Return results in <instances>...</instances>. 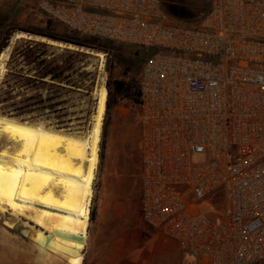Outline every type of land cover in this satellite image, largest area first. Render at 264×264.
Here are the masks:
<instances>
[{"label":"built area","instance_id":"1","mask_svg":"<svg viewBox=\"0 0 264 264\" xmlns=\"http://www.w3.org/2000/svg\"><path fill=\"white\" fill-rule=\"evenodd\" d=\"M28 1L80 37L146 52L141 222L201 264H264V0H209L188 27L162 0Z\"/></svg>","mask_w":264,"mask_h":264},{"label":"rangeland","instance_id":"2","mask_svg":"<svg viewBox=\"0 0 264 264\" xmlns=\"http://www.w3.org/2000/svg\"><path fill=\"white\" fill-rule=\"evenodd\" d=\"M208 3L209 0H162L164 9L170 15L172 14L171 22L187 27L195 26L199 22L208 8ZM173 9L176 10L175 14ZM18 33L24 34V37L14 39L15 34ZM35 33L46 35V37L36 36ZM61 35H73L80 38L40 13L33 2L0 1V38L7 36L6 46L10 47L8 59L5 62L6 71L0 77V116L39 124L44 128L71 136L85 137L92 125L96 108V90L100 86L106 88L109 77L112 81L132 82L137 85L141 65L147 54L136 47L88 38L95 40L92 45L103 47L105 50L76 51L84 54V57L77 59L72 71L65 72L64 77H68L69 85H74L78 89L68 93L66 90L57 89V83L50 81L49 78L42 81L35 79L41 74L37 65L28 64L23 58L13 53L15 47L24 49V46L28 45L25 42H30L32 51L43 52V59L51 64L50 67L60 65L61 62L69 61L71 50L58 48L35 38L51 40L48 37ZM29 38L32 39L28 40ZM95 54H99L102 58ZM109 65L110 70H108ZM62 86L69 88L64 84ZM52 96L56 98L53 101H47ZM52 107L55 110L51 111ZM136 112L137 106L132 101L116 100V106L110 111L108 123L104 128L105 135H103L104 114L98 152L99 156L102 155V160L99 157L92 186L93 197L90 211L93 200L97 203L102 189H122L125 185L137 187L140 168ZM63 127L67 128L58 129ZM205 160L206 157L201 154L192 156L194 164L203 163ZM96 208L97 206L93 210L94 219L89 216L83 253L88 251L86 257L90 256L89 245L95 224ZM4 209L0 207V264H67L65 257L61 254L42 248L32 242L29 237H23L20 234L25 229L35 230L29 215L26 213L12 215ZM11 218H16L18 222L14 228L9 229L5 223L11 224ZM159 240L166 242L159 237L149 240L150 246L153 244L156 248L154 264H201L199 259L178 251L173 244L166 243L165 247L159 249Z\"/></svg>","mask_w":264,"mask_h":264},{"label":"bare ground","instance_id":"3","mask_svg":"<svg viewBox=\"0 0 264 264\" xmlns=\"http://www.w3.org/2000/svg\"><path fill=\"white\" fill-rule=\"evenodd\" d=\"M23 37L18 33L14 39ZM9 51L6 47L0 53V77ZM95 93L96 108L85 137L0 116V207L12 215H29L35 230L20 234L61 254L67 264H81L87 240L107 90L100 86ZM13 225L5 223L9 229Z\"/></svg>","mask_w":264,"mask_h":264},{"label":"crops","instance_id":"4","mask_svg":"<svg viewBox=\"0 0 264 264\" xmlns=\"http://www.w3.org/2000/svg\"><path fill=\"white\" fill-rule=\"evenodd\" d=\"M139 177L140 169L136 188L125 185L122 189H102L99 192L90 256L86 257L88 251L83 256L86 264H154L156 248L153 244L150 246V239L166 240H159V249L166 243L175 246L141 222Z\"/></svg>","mask_w":264,"mask_h":264},{"label":"trees","instance_id":"5","mask_svg":"<svg viewBox=\"0 0 264 264\" xmlns=\"http://www.w3.org/2000/svg\"><path fill=\"white\" fill-rule=\"evenodd\" d=\"M164 8V7H163ZM165 10V9H164ZM165 12L169 15V17L172 15L169 14L165 10ZM68 31V30H66ZM70 32V31H68ZM73 33V32H71ZM75 34V33H74ZM34 35L36 36H41V37H46V35H42L40 33H35ZM77 35V34H76ZM79 36V35H78ZM80 37V36H79ZM49 39L56 41V42H61L65 44H71L77 48H82V49H91V50H96V51H104L103 47H96L92 45L95 40L93 39H88L85 37H80L76 38L73 35H61L60 37H48ZM7 36L0 38V52L2 49L6 46V41H7ZM25 44H28L24 46V49H20L18 46L15 47L13 53L14 55H18L19 57L23 58L26 63L28 64H35L41 71L40 77H35V79H45L49 78L50 81L57 83V89L59 90H66V92H70L72 90L78 89V87L74 85H69L67 83L68 77H64L65 72H70L73 69V64L74 62L79 59L84 57V54L76 52V51H71L69 52L70 57L68 62H61L60 65H53L50 67V63H47L44 59V53L43 52H38L35 50L32 51V44L30 42H25ZM146 58V57H145ZM144 58V60H145ZM143 60V62H144ZM142 62V64H143ZM142 66V65H141ZM111 66H108V70H110ZM34 79V80H35ZM62 84L69 86V88H64ZM55 86V85H53ZM106 90H107V100L105 104V117H104V123H103V135H105L104 128L106 124L108 123V117L110 115V111L114 106H116V100H122V99H127L132 101L134 104H137V97H138V84L136 85L135 83L132 82H123V81H117L114 80L112 81L109 77V80L107 81L106 84ZM56 97L52 96L47 99V101H53ZM2 101H6V99H2ZM56 106V104H54ZM51 111L55 110L54 107L50 109ZM67 127L63 128H58V129H66ZM100 160H102V155L100 154ZM97 206V203L95 200L92 202V208L90 211V218L94 219V208Z\"/></svg>","mask_w":264,"mask_h":264},{"label":"water","instance_id":"6","mask_svg":"<svg viewBox=\"0 0 264 264\" xmlns=\"http://www.w3.org/2000/svg\"><path fill=\"white\" fill-rule=\"evenodd\" d=\"M172 11H173V14L176 13V10H175V9H173ZM28 37H31V36H28ZM31 39H32V38H31ZM31 39H28V40H31ZM35 39H44V38H35ZM47 41H49V40H45V39H44L43 42H47ZM51 41H52V40H51ZM55 43H57V44H61V43H58V42H55ZM62 45H63V46H72V47L76 48V49H67L66 47H64L63 49H67V50H71V51H78V50H80L79 52H82V48H77V47H75V46H73V45H71V44H62ZM55 47L61 48V47H59L58 45H55ZM86 54H88V53H86Z\"/></svg>","mask_w":264,"mask_h":264},{"label":"flooded vegetation","instance_id":"7","mask_svg":"<svg viewBox=\"0 0 264 264\" xmlns=\"http://www.w3.org/2000/svg\"><path fill=\"white\" fill-rule=\"evenodd\" d=\"M40 80L42 81L43 79H40ZM10 220H11V224H14L13 227H12V228H14L17 225L18 221H17L16 218H11Z\"/></svg>","mask_w":264,"mask_h":264}]
</instances>
